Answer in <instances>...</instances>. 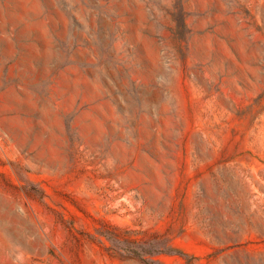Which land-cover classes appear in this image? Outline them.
<instances>
[{
  "label": "rangeland",
  "instance_id": "obj_1",
  "mask_svg": "<svg viewBox=\"0 0 264 264\" xmlns=\"http://www.w3.org/2000/svg\"><path fill=\"white\" fill-rule=\"evenodd\" d=\"M0 264H264V0H0Z\"/></svg>",
  "mask_w": 264,
  "mask_h": 264
},
{
  "label": "bare ground",
  "instance_id": "obj_2",
  "mask_svg": "<svg viewBox=\"0 0 264 264\" xmlns=\"http://www.w3.org/2000/svg\"><path fill=\"white\" fill-rule=\"evenodd\" d=\"M75 34V33H74Z\"/></svg>",
  "mask_w": 264,
  "mask_h": 264
}]
</instances>
